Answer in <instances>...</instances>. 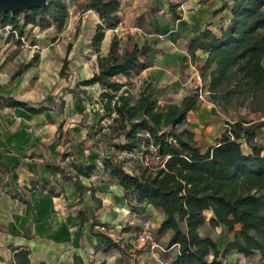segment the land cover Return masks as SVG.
<instances>
[{
    "label": "crops",
    "instance_id": "0c3cea01",
    "mask_svg": "<svg viewBox=\"0 0 264 264\" xmlns=\"http://www.w3.org/2000/svg\"><path fill=\"white\" fill-rule=\"evenodd\" d=\"M232 0H121L118 12L120 24L109 29L100 47L107 56L114 37L120 39L123 51L131 42L154 48L141 61L148 67L137 76L115 77L128 89L139 94L147 86L159 104L180 103L196 87L203 85L199 67L207 54L198 50L196 60L190 56L191 42L203 31L219 32L230 13L224 7ZM177 6L179 19H174L170 5ZM88 0L70 3L69 15L62 29L57 25L41 28L32 24L24 35L2 31L0 27V97H12L28 103L29 108H47L38 114L26 109L0 104V264H13V247H27L31 264H172L179 246L166 248L171 233L157 234L164 215L149 205L143 214H131L122 186L110 181L102 166L83 184L95 189L80 196L73 183L54 178L46 169L45 160H60L67 151L79 162H92L102 155L88 137L96 125L102 108L99 84L76 88L78 82L98 73V54L93 48L97 26L101 23L95 11L87 10ZM21 24L24 14L19 16ZM38 56L33 66L34 56ZM69 61L65 77L60 76L64 60ZM264 63V60H263ZM22 69V70H21ZM22 73L15 79L12 76ZM68 76V78H67ZM76 80L78 82L76 83ZM69 89V90H67ZM71 90H74L73 92ZM64 111H60L61 103ZM224 116L213 104L203 101L201 107L188 114L184 127L197 135L203 134L205 151L214 145L223 130ZM223 124L214 134V122ZM62 125V126H61ZM264 139V129L258 132ZM91 144L87 146V140ZM68 162H62L66 165ZM56 181L57 197L40 189L29 191L31 181ZM17 194L20 199H14ZM88 208L90 221L108 224L121 250H106L91 234L90 223L81 226L78 212ZM211 214H208V218ZM153 223L156 241L163 247L156 260L148 247L137 243L136 235L145 220ZM130 227L131 230L123 231ZM99 230L102 228L97 227ZM204 238H212L222 250L233 238L225 228L212 229L207 224L200 229ZM257 258H245L232 252L225 263L264 264Z\"/></svg>",
    "mask_w": 264,
    "mask_h": 264
},
{
    "label": "trees",
    "instance_id": "16d2710c",
    "mask_svg": "<svg viewBox=\"0 0 264 264\" xmlns=\"http://www.w3.org/2000/svg\"><path fill=\"white\" fill-rule=\"evenodd\" d=\"M75 1L49 0L43 8L14 16L0 14V27L10 25L21 36L30 24L41 28L57 25L62 29L70 3ZM120 8L121 0H88L87 10L95 11L101 20L93 39L99 71L76 85L79 88L99 84L105 90L100 97L105 114L112 117L110 132L104 133L100 124L93 125L88 132V137L94 140L91 147L103 153L98 160L104 173L124 189L131 214H143L149 205L163 213L157 234L169 231L166 248L179 246L172 264H229L224 260L232 252L245 258L258 256L264 261V139L258 135L264 129V0H232L224 7L230 13L226 25L218 33L205 30L191 42L189 51L193 60L198 50L207 54L205 64L199 67L205 101L215 105L225 117L221 136L205 151L198 146L194 132L179 129L188 114L203 103L196 91H191L180 103L161 105L147 86L132 95L128 89L123 90L129 84L115 80L119 75L127 78L140 75L148 67L141 58L153 52V47L131 42L121 51L120 39L114 37L107 56L100 55L106 31L120 24ZM177 9L170 5L174 19L180 18ZM22 14L23 24L19 20ZM37 59L36 55L22 68L33 66ZM68 64L65 59L61 77H65ZM21 73L16 72L11 79ZM0 104L21 107L32 114L47 110L29 108L28 103L12 97H0ZM64 108L62 102L60 111ZM151 146L168 158L164 167L156 171L143 167L139 173L129 172L127 164L117 160L116 152ZM68 159L66 165L62 164ZM45 166L54 178L60 176L64 182L73 183L80 196L90 192L93 201L98 202L95 189L82 182L83 178L98 173V164L79 162L66 151L59 161L45 160ZM56 184L42 180L40 185L32 180L31 188L27 189H40L57 197ZM12 196L21 200L17 194ZM77 216L81 226L90 223L91 234L106 250H121L108 224L90 221L88 208L80 210ZM207 224L233 234L222 250L212 238L200 235V229ZM127 230L131 228H123ZM12 250L16 252L13 264H31L27 247ZM75 263L82 264V260L76 258Z\"/></svg>",
    "mask_w": 264,
    "mask_h": 264
},
{
    "label": "built area",
    "instance_id": "2783aa9c",
    "mask_svg": "<svg viewBox=\"0 0 264 264\" xmlns=\"http://www.w3.org/2000/svg\"><path fill=\"white\" fill-rule=\"evenodd\" d=\"M2 31H8L12 32L14 34H17V31H14L10 25H6L5 27H2ZM198 93V97L201 101H205L203 90L201 87H195V90ZM130 93L132 95H136L133 91L130 90ZM114 116V115H113ZM113 124L112 117L106 118L102 123V130L104 133H109L111 126ZM117 160L119 162H125L128 167V164L133 162H140L141 165L145 168H147L150 171H156L161 167H164V164L168 158H163L159 151L151 146L150 148H144L142 150H126V151H120L116 152ZM69 162V159L67 160ZM98 165L102 166L101 163L98 161ZM137 243L140 246L148 247L154 258L158 260L160 257V252H164V249L162 246L158 244V242L155 239L154 233H153V223L151 220H145L140 225V228L136 235Z\"/></svg>",
    "mask_w": 264,
    "mask_h": 264
},
{
    "label": "water",
    "instance_id": "95a60500",
    "mask_svg": "<svg viewBox=\"0 0 264 264\" xmlns=\"http://www.w3.org/2000/svg\"><path fill=\"white\" fill-rule=\"evenodd\" d=\"M49 0H0V14L16 15L37 8H43Z\"/></svg>",
    "mask_w": 264,
    "mask_h": 264
},
{
    "label": "rangeland",
    "instance_id": "374dc122",
    "mask_svg": "<svg viewBox=\"0 0 264 264\" xmlns=\"http://www.w3.org/2000/svg\"><path fill=\"white\" fill-rule=\"evenodd\" d=\"M67 78H68V76H67ZM78 82V80H76V83ZM196 87V86H195ZM67 90H69V89H67ZM103 108V107H102ZM221 112V111H220ZM222 113V112H221ZM222 115H223V113H222ZM224 116V115H223ZM106 118H108V116L105 114V111L104 110H100V117H98V120H97V123H96V125L95 126H98V124H100V127H102L101 125H102V123H103V121L106 119ZM224 119H225V117H224ZM184 125H185V123L182 125V126H180L179 127V129L181 130V129H183V128H186V127H184ZM214 127H215V129H214V134L216 135L217 134V132L219 131V129L221 128V127H223V124H221V123H218L217 121H215L214 122ZM196 142H197V144H201V146L202 147H204L203 146V142H205L204 141V136H203V134H198L197 135V140H196ZM87 146L89 147L90 146V144H91V139H89V140H87ZM215 143H216V140H215ZM244 151L246 152V153H248L249 151H248V149L244 146ZM100 152V151H99ZM97 155V154H96ZM93 156L92 158L93 159H97V161H98V157H100V154L98 155V156ZM143 169V166L141 165V163L140 162H133V163H130V164H128V167H127V170L129 171V172H133V173H139L141 170ZM252 258H257V257H252Z\"/></svg>",
    "mask_w": 264,
    "mask_h": 264
}]
</instances>
